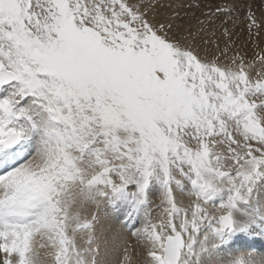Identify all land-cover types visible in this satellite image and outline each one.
<instances>
[{"label": "snow or ice", "instance_id": "snow-or-ice-1", "mask_svg": "<svg viewBox=\"0 0 264 264\" xmlns=\"http://www.w3.org/2000/svg\"><path fill=\"white\" fill-rule=\"evenodd\" d=\"M262 41L264 0H0V264H264Z\"/></svg>", "mask_w": 264, "mask_h": 264}, {"label": "rangeland", "instance_id": "rangeland-1", "mask_svg": "<svg viewBox=\"0 0 264 264\" xmlns=\"http://www.w3.org/2000/svg\"><path fill=\"white\" fill-rule=\"evenodd\" d=\"M246 37H247L246 35H245V37L242 36V37H241L242 39H241L240 42L243 43L242 41H244V40L246 41V40H247ZM253 46H254V45H251L250 47H253ZM261 46H264V41L261 42ZM133 243H134V241H133ZM135 257H136V258H135ZM134 258H135V259H134V261H135L134 264H138V259H137L136 254H134Z\"/></svg>", "mask_w": 264, "mask_h": 264}, {"label": "bare ground", "instance_id": "bare-ground-1", "mask_svg": "<svg viewBox=\"0 0 264 264\" xmlns=\"http://www.w3.org/2000/svg\"><path fill=\"white\" fill-rule=\"evenodd\" d=\"M244 37H245V36H244ZM246 38H247V37H246ZM241 39H242V38H241ZM244 41H245V40H244ZM244 41H242V42H244ZM253 47H254V46H253ZM134 254H135V253H134ZM135 258H136V257H135ZM135 258H134V259H135ZM137 259L139 260V257H138V256H137ZM134 262H135V261H134Z\"/></svg>", "mask_w": 264, "mask_h": 264}]
</instances>
